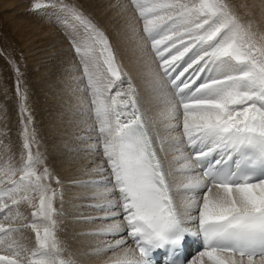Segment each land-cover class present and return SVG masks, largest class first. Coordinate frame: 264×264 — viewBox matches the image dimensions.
<instances>
[{
  "label": "snow or ice",
  "instance_id": "6c2138e0",
  "mask_svg": "<svg viewBox=\"0 0 264 264\" xmlns=\"http://www.w3.org/2000/svg\"><path fill=\"white\" fill-rule=\"evenodd\" d=\"M130 4L129 26L155 66L160 115L166 131L174 133L167 138L149 134L135 86L129 78L127 89L121 87L123 74L112 44L97 24L67 3L36 0L32 5L34 10L58 6L64 24L77 33L71 36L72 48L82 70L79 79L86 81L88 127L95 133L88 139H95V149L102 152L104 162L97 170L110 169L123 210V221L96 231L115 234L127 228L136 245L106 264H152L151 252L165 248L170 254L166 264H174L171 254L191 231L182 226L173 204L155 141L159 151L168 144L179 153V170L189 174L182 187L192 193L186 209L199 213L189 218L198 219L197 234L206 248L201 255L212 264H264V46L257 47L251 25L242 23L225 0ZM23 136L27 156L20 167L0 155V264H69L60 257L54 231L55 191L49 194L50 185L42 182L50 173L37 174L34 165L41 158L31 150L34 133L25 126ZM195 169L201 171L190 175ZM33 192L39 193L38 206L29 197ZM21 200L35 208L33 222L5 223L21 217L13 211ZM28 227L35 232L31 249L14 237ZM124 243L117 240L108 247Z\"/></svg>",
  "mask_w": 264,
  "mask_h": 264
},
{
  "label": "bare ground",
  "instance_id": "6f19581e",
  "mask_svg": "<svg viewBox=\"0 0 264 264\" xmlns=\"http://www.w3.org/2000/svg\"><path fill=\"white\" fill-rule=\"evenodd\" d=\"M31 1L0 0V11L9 10L20 14L29 10L25 5ZM86 1L88 4L84 2L82 6H85L84 10L87 12L92 0ZM242 1L225 0L242 23L251 25V31L256 34L257 47L264 46V39H261L264 37V0H247L246 9L241 12L244 7ZM97 2L99 8L96 6L95 9L104 10V15L110 20H119L107 31L113 38L110 42L123 74L121 87L127 89V81L131 78L151 136L155 138L159 134L161 138H167L174 135L166 131L163 117L160 115L162 105L156 98V83L152 74L155 66L150 63V57L140 47L138 37L129 26L134 12L130 0ZM50 21L44 19L34 26L46 28ZM14 28L24 29V25L16 23ZM71 29L68 31L69 37L77 34L76 30ZM42 42L43 39L36 43L27 39L22 65L23 86L27 88L29 84L36 85L37 91L32 95L41 103L38 112L42 118L40 128L44 136L40 140H32L31 143L33 154L41 158L34 167L37 174L45 169L50 173L42 182L50 185L49 193L55 191L53 204L56 212L53 218L56 221L55 235L61 248L60 257L69 261V264H106L115 259L124 248H135L130 243L127 228L115 234H97V229L123 221L119 207L120 196L117 188L113 187L114 179L109 177L110 169L97 170L104 158L102 152L94 147L95 139H88L90 136L94 137L95 133L88 127L91 121L87 120V101L83 91L86 81L79 79L82 71L79 69V58L74 52L63 57L59 50ZM24 95L25 91L22 89H19V92L15 90L16 99L20 97L21 103ZM27 119V114L22 111L19 139L15 142L9 140L10 144L14 146L15 143L18 149L17 154L11 156L17 167L21 166V163H18L21 162L22 156L25 159L27 156V150L23 149L24 127L27 126L31 133ZM155 143L169 180L177 212L182 221L191 226L198 219L189 217H198L199 213L198 210L186 209L185 206L186 199L192 193L182 187L186 183V176L189 175L179 170L183 160L178 159L179 153L174 152L168 144H165V151H159V141ZM196 174L194 170L190 173L192 176ZM19 175L17 172V178ZM98 180L104 182L99 185L91 183ZM215 191L214 188L213 192ZM20 195L23 196L24 193ZM29 197L32 204L38 206L39 193H29ZM16 210H19L21 217L16 221H4L5 223L30 225L33 222L31 213L35 208L30 206L27 200H21L13 209L14 212ZM0 220H3V214H0ZM41 231L43 232V226ZM14 237L30 249L35 247V232L30 227L21 229ZM117 240H123L125 243L118 248L108 247ZM183 264H212V261L201 253H190Z\"/></svg>",
  "mask_w": 264,
  "mask_h": 264
},
{
  "label": "rangeland",
  "instance_id": "374dc122",
  "mask_svg": "<svg viewBox=\"0 0 264 264\" xmlns=\"http://www.w3.org/2000/svg\"><path fill=\"white\" fill-rule=\"evenodd\" d=\"M35 2L36 0H32L31 3H26L25 8L27 7L29 10L20 14L10 12L9 10L0 11V155L3 156L4 160L17 154V146L15 143L12 146L9 140H14L15 142L19 139L22 111H25L27 114V120H29V117L31 118L30 122L27 121V125L30 127V134L34 133L33 140H40L44 136L40 128L42 118L38 112L41 103L38 102L39 99L36 96L32 95L37 91L35 90L36 85L29 84L26 88L22 83V65L25 59L24 52L27 48V39L35 43L41 42L43 39L42 43L47 44L55 50H59L63 57L70 52H74L73 48L70 47L72 46L71 37L68 35V31L72 30V27L70 24H64L65 14L61 12L58 6L34 10L32 5ZM40 2L55 3L57 5L67 3L81 9L87 17L106 33L112 42L111 39L113 38L109 36L108 31L119 20L118 18L110 20V18H107V15H104V10L97 9L99 8L97 0L91 1L87 12L84 10L85 6H82L84 2L88 4L86 0H40ZM242 2L244 7L241 8V12L246 9L248 3L247 0H243ZM96 6L97 8L95 9ZM44 19L51 20L49 26L46 28L34 26L41 23ZM16 23H22L24 29L14 28ZM43 31L47 32L44 33ZM18 86L19 89L25 91L22 103L21 98L16 99L15 96V90L17 91ZM22 105L24 110H22ZM44 171L39 174H43Z\"/></svg>",
  "mask_w": 264,
  "mask_h": 264
}]
</instances>
